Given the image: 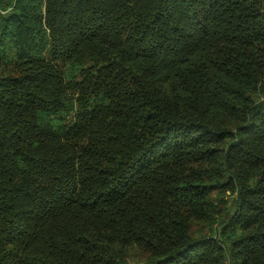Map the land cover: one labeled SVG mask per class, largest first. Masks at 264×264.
I'll return each mask as SVG.
<instances>
[{"label": "trees", "instance_id": "obj_1", "mask_svg": "<svg viewBox=\"0 0 264 264\" xmlns=\"http://www.w3.org/2000/svg\"><path fill=\"white\" fill-rule=\"evenodd\" d=\"M264 264V0H0V264Z\"/></svg>", "mask_w": 264, "mask_h": 264}, {"label": "rangeland", "instance_id": "obj_2", "mask_svg": "<svg viewBox=\"0 0 264 264\" xmlns=\"http://www.w3.org/2000/svg\"><path fill=\"white\" fill-rule=\"evenodd\" d=\"M131 262V264H132V261H130Z\"/></svg>", "mask_w": 264, "mask_h": 264}]
</instances>
